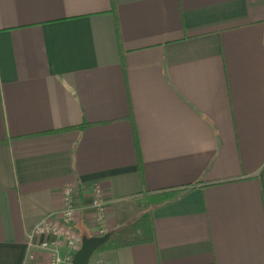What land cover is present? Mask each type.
I'll return each mask as SVG.
<instances>
[{
	"label": "crops",
	"instance_id": "0c3cea01",
	"mask_svg": "<svg viewBox=\"0 0 264 264\" xmlns=\"http://www.w3.org/2000/svg\"><path fill=\"white\" fill-rule=\"evenodd\" d=\"M66 185L151 238L88 264H264V0H0V264Z\"/></svg>",
	"mask_w": 264,
	"mask_h": 264
},
{
	"label": "built area",
	"instance_id": "2783aa9c",
	"mask_svg": "<svg viewBox=\"0 0 264 264\" xmlns=\"http://www.w3.org/2000/svg\"><path fill=\"white\" fill-rule=\"evenodd\" d=\"M63 198L66 206L62 211L48 215L46 218L38 221L30 230L27 236V247L30 250L41 249L49 252L48 264H62L64 262L70 263L72 260L71 252L78 248L81 238L78 235H73L70 225L74 207L72 202L73 189L70 185L63 188ZM92 207L95 212L96 226L99 228L98 233L104 235L107 233L106 225L104 223V212L107 207L106 202L102 198V189L96 185L93 187ZM51 219L63 223L65 228L58 226V223H52ZM49 235L54 238H49ZM65 247L67 251L62 254L61 248Z\"/></svg>",
	"mask_w": 264,
	"mask_h": 264
},
{
	"label": "trees",
	"instance_id": "16d2710c",
	"mask_svg": "<svg viewBox=\"0 0 264 264\" xmlns=\"http://www.w3.org/2000/svg\"><path fill=\"white\" fill-rule=\"evenodd\" d=\"M170 198L171 197L167 198V196L162 197L161 199L158 200V203L165 202ZM139 229H140L139 226L133 223L131 226H128L127 228H123L112 233V235L109 237L106 243L113 247H119L136 242H143L151 239L149 235L143 234L142 232L143 229L140 230Z\"/></svg>",
	"mask_w": 264,
	"mask_h": 264
},
{
	"label": "water",
	"instance_id": "95a60500",
	"mask_svg": "<svg viewBox=\"0 0 264 264\" xmlns=\"http://www.w3.org/2000/svg\"><path fill=\"white\" fill-rule=\"evenodd\" d=\"M111 236V233H106L100 236L81 238L80 246L72 255V264H88L92 254L103 245Z\"/></svg>",
	"mask_w": 264,
	"mask_h": 264
},
{
	"label": "rangeland",
	"instance_id": "374dc122",
	"mask_svg": "<svg viewBox=\"0 0 264 264\" xmlns=\"http://www.w3.org/2000/svg\"><path fill=\"white\" fill-rule=\"evenodd\" d=\"M142 203L143 202H134L133 205H134V207L137 208V207H141L142 206Z\"/></svg>",
	"mask_w": 264,
	"mask_h": 264
}]
</instances>
